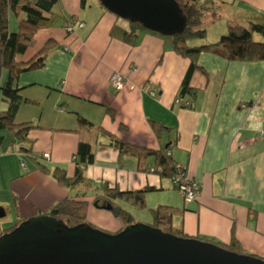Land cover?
<instances>
[{"label":"crops","instance_id":"1","mask_svg":"<svg viewBox=\"0 0 264 264\" xmlns=\"http://www.w3.org/2000/svg\"><path fill=\"white\" fill-rule=\"evenodd\" d=\"M218 1L222 19L264 26V0ZM68 24L71 32L65 31ZM8 26L16 31L12 13ZM48 39L57 47L44 67L22 72L12 86L21 97L14 121L35 125L27 134L31 156L0 130V207L5 212L0 231L7 228L2 218L11 215L10 226L46 214L68 196L88 202L87 223L108 233L122 230L123 223L110 211L94 206L92 191L69 190L36 168L33 158L72 176L82 141L93 151L92 163L83 168L88 180L120 191L150 188L147 208L140 211L144 215L136 217L137 209L121 203L134 220L148 224L149 209L170 206L182 211L173 223L188 237L225 245L236 241L244 252L264 258V60L230 61L203 52L187 93L179 97L189 60L173 51L166 36L132 31L128 20L97 0H85L83 6L81 0H56L49 26L35 33L17 59L27 61ZM114 71L125 77L120 89L110 82ZM6 79L2 70L0 86ZM7 107L0 93V114ZM152 122L164 127L159 136ZM115 141L152 150L171 144L173 163L199 184L197 198L184 202L168 174L148 170L153 157H147V169L141 171L136 157L119 155Z\"/></svg>","mask_w":264,"mask_h":264},{"label":"trees","instance_id":"2","mask_svg":"<svg viewBox=\"0 0 264 264\" xmlns=\"http://www.w3.org/2000/svg\"><path fill=\"white\" fill-rule=\"evenodd\" d=\"M181 13L186 18V25L180 33L166 36L172 49L178 55L189 60L188 68L179 86L178 96L183 97L189 87V80L196 70V61L203 52L212 53L216 56L230 61H260L264 60V26L251 24L248 27L242 26L232 20L226 21L227 33L214 43L194 44L197 40L206 37L205 23L209 19L211 23L222 18L220 13V3L218 0H174ZM56 0H0V76L2 70L7 71V79L0 86V93L7 102V110L0 114V130L7 131L11 139L17 140L21 146L19 151L31 156L32 141L27 137L28 131L35 127L31 122L17 123L14 121L15 113L20 105L21 97L18 90L13 88V82L25 71L43 68L48 54L57 47L52 39H48L43 46L27 61H20L17 56L23 54L32 44L35 33L50 24V10ZM85 0H81L83 6ZM100 4V3H99ZM101 5V4H100ZM102 6V5H101ZM103 7V6H102ZM12 13L17 18L16 31L10 32L8 26V16ZM23 17H20V14ZM132 31L146 30L140 23L129 21ZM253 33L262 37V40H253ZM109 111V110H107ZM113 115L111 114V117ZM80 122H89L78 118ZM152 127L157 136L164 127L156 122H152ZM119 155H132L137 158L138 169L145 171V160L153 157L154 166L148 168L151 172H159L161 175L170 176L175 172L177 164L173 163L171 154L167 151L171 144H167L160 150H152L140 147L124 141H115ZM32 158V157H31ZM36 168L43 173L50 175L58 184L69 189L81 192H93L92 203L96 208L103 205H110V213L113 217L123 223V228L135 224L131 213L121 206L126 204L134 209H146L145 194L150 188L135 191H120L116 187H110L107 183L94 184L88 180L83 168L93 161V151L89 143L79 141L74 156L75 169L72 176H67L61 167L48 168L44 164L33 158ZM88 202L83 199H75L71 196L65 197L54 204L46 213L52 218L62 222L68 227H75L87 223L86 211ZM182 211L170 206L159 205L149 209L152 221L148 225L159 229L162 232L170 233L178 239H188L181 229L173 223V217ZM23 220H17L14 224L0 231V236L13 230ZM89 227L101 230L89 223ZM122 228V229H123ZM106 232L104 230H101ZM196 239L214 244L228 251L240 255H247L264 260V258L244 252L236 241L230 244H222L212 239L195 237Z\"/></svg>","mask_w":264,"mask_h":264},{"label":"water","instance_id":"3","mask_svg":"<svg viewBox=\"0 0 264 264\" xmlns=\"http://www.w3.org/2000/svg\"><path fill=\"white\" fill-rule=\"evenodd\" d=\"M114 15L164 36L180 33L186 18L174 0H97ZM100 209L111 210L110 205ZM5 214L0 207V218ZM0 264H264L196 239L136 222L116 233L87 223L68 227L47 214L25 219L0 236Z\"/></svg>","mask_w":264,"mask_h":264},{"label":"built area","instance_id":"4","mask_svg":"<svg viewBox=\"0 0 264 264\" xmlns=\"http://www.w3.org/2000/svg\"><path fill=\"white\" fill-rule=\"evenodd\" d=\"M82 25H83L82 23L78 24V26H82ZM72 30H73L72 24H68L65 27L66 32H71ZM124 80H125L124 75H122V73L119 71H114L110 76V82L116 89L122 88L124 84ZM149 94L151 96H154L155 92L153 90H149ZM176 101L178 102V100ZM261 132L262 135H264V126L262 127ZM167 153L171 154V151L168 150ZM48 156L49 155L47 152H43L41 158L47 160ZM170 181L173 187L180 192L184 202L188 203L197 198L199 191V184L196 180L191 178L186 173V170L183 166L177 164L175 172L170 176Z\"/></svg>","mask_w":264,"mask_h":264},{"label":"rangeland","instance_id":"5","mask_svg":"<svg viewBox=\"0 0 264 264\" xmlns=\"http://www.w3.org/2000/svg\"><path fill=\"white\" fill-rule=\"evenodd\" d=\"M226 24H227L226 18H223V19L221 18V19L215 21L214 23H211L209 21V19L206 20L205 29H206L207 35L204 39L197 40L196 43L207 44V43H214V42L218 41L221 36L226 35V33H227ZM242 25H244L245 27L248 26L247 24H242ZM252 38H253V40H256V41L262 40V37H260L256 33H253ZM4 132H7V131L4 130ZM137 210L138 211H136V213L134 214L136 217H139L140 214L144 215V213H140L141 210H139V209H137ZM10 219H11V215H8L7 217L2 218L1 222L4 224L3 226L8 227L6 225H9L8 222L10 221ZM141 223H146V222H141Z\"/></svg>","mask_w":264,"mask_h":264}]
</instances>
